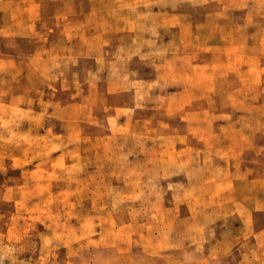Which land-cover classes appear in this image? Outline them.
I'll return each instance as SVG.
<instances>
[{
	"label": "rangeland",
	"instance_id": "rangeland-1",
	"mask_svg": "<svg viewBox=\"0 0 264 264\" xmlns=\"http://www.w3.org/2000/svg\"><path fill=\"white\" fill-rule=\"evenodd\" d=\"M0 264H264V0H0Z\"/></svg>",
	"mask_w": 264,
	"mask_h": 264
}]
</instances>
